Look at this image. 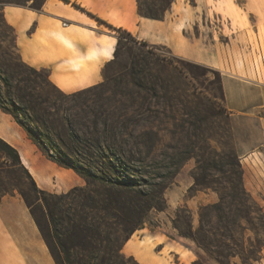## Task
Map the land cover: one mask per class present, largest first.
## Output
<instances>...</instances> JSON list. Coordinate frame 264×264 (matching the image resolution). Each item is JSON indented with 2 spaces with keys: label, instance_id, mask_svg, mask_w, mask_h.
I'll use <instances>...</instances> for the list:
<instances>
[{
  "label": "rangeland",
  "instance_id": "1",
  "mask_svg": "<svg viewBox=\"0 0 264 264\" xmlns=\"http://www.w3.org/2000/svg\"><path fill=\"white\" fill-rule=\"evenodd\" d=\"M41 2L0 0V92L5 99L10 92L17 100L18 94L26 90V79L39 80V74L20 60L14 34L4 22L1 9L7 3L32 7ZM171 4L174 14L183 12L190 20L181 39L195 49V55H178L162 43L132 42L123 37L124 31L117 30L122 39L115 59L104 67V84L87 97H101L104 111L114 114L126 126L117 127L120 135L138 142L135 150L140 151L136 153L140 162L133 173L139 179V188L148 191L160 185L163 189L166 208L152 209L147 223L133 232L129 244L134 245L142 259L150 254L156 256V264H191L195 260L218 264L192 240L180 236L172 219L179 214L180 226L187 230L188 213L178 210L185 205L194 230L200 204L228 199L230 184L226 176L235 150L221 78L233 73L264 85V0H139L142 12L158 16L164 15ZM46 89L54 93L53 88ZM6 102L9 104L7 99ZM127 132H132L135 139ZM240 165L242 168L241 162ZM202 167L206 168V177ZM196 176L211 187L189 189ZM20 192L35 201L23 170L11 166L0 152V195L14 193L21 197ZM152 233H158L160 239L146 238ZM247 236L252 234L247 231ZM128 239L121 240L123 246ZM123 246L121 252L128 264H144L138 256L127 254ZM262 256L255 264H264V251ZM228 261L240 264L238 257Z\"/></svg>",
  "mask_w": 264,
  "mask_h": 264
},
{
  "label": "trees",
  "instance_id": "2",
  "mask_svg": "<svg viewBox=\"0 0 264 264\" xmlns=\"http://www.w3.org/2000/svg\"><path fill=\"white\" fill-rule=\"evenodd\" d=\"M32 8L40 9L41 4ZM138 13L149 18L163 17L142 12L139 0ZM123 37L137 42L128 32ZM121 39L122 36L117 37L112 60ZM140 43L144 45L145 41ZM26 66L39 74V80L26 79V90L18 94L17 100L8 92L9 104L0 92V109L13 117L47 159L72 169L85 182L60 194L38 187L23 166L18 150L0 138V152L11 166L23 170L29 182L35 201L20 194L54 263L128 264L121 252V240L143 228L152 209L166 208L162 186L148 191L139 188V179L133 173L140 160L136 156L140 151L135 150L138 142L120 135L117 127L125 129L126 126L114 114L104 111L101 97H87L104 84L105 78L90 87L67 93L51 83L46 69ZM45 86L53 88L54 93ZM127 134L135 139L132 132ZM125 146L129 147L127 151ZM231 157L226 176L230 184L228 199L200 204L199 221L194 230L185 205L178 210L185 209L188 213L187 230L181 228L182 217L177 213L172 223L180 236L192 240L218 264H230L228 259L234 257L239 258L240 264H255L263 259L264 209L246 191L235 151ZM205 169L202 167L203 177H206ZM208 187L211 186L196 176L189 189L200 191ZM247 231L252 236L246 237ZM191 264L200 263L195 260Z\"/></svg>",
  "mask_w": 264,
  "mask_h": 264
},
{
  "label": "crops",
  "instance_id": "3",
  "mask_svg": "<svg viewBox=\"0 0 264 264\" xmlns=\"http://www.w3.org/2000/svg\"><path fill=\"white\" fill-rule=\"evenodd\" d=\"M1 11L14 34L20 60L46 69L51 83L67 93L103 80L104 67L114 55L117 30L128 32L137 41L166 44L178 55H195V49L181 39L190 20L183 12L174 14L173 4L160 19L140 15L138 0H42L40 9L7 3ZM221 81L243 185L264 205V85L233 73H225ZM0 138L18 150L38 187L60 193L84 185L72 169L47 159L1 109ZM134 235L125 242L124 251L144 264H156V256L142 259L129 244ZM146 238L156 241L160 235L152 233ZM0 264H55L28 206L14 193L0 195Z\"/></svg>",
  "mask_w": 264,
  "mask_h": 264
}]
</instances>
